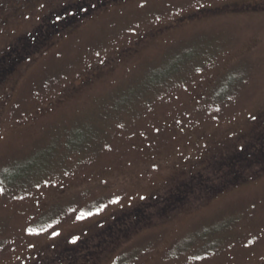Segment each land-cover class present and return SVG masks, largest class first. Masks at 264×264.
<instances>
[{
    "label": "rangeland",
    "instance_id": "1",
    "mask_svg": "<svg viewBox=\"0 0 264 264\" xmlns=\"http://www.w3.org/2000/svg\"><path fill=\"white\" fill-rule=\"evenodd\" d=\"M4 55L0 264H264V174L202 182L264 128V0H0Z\"/></svg>",
    "mask_w": 264,
    "mask_h": 264
},
{
    "label": "trees",
    "instance_id": "2",
    "mask_svg": "<svg viewBox=\"0 0 264 264\" xmlns=\"http://www.w3.org/2000/svg\"><path fill=\"white\" fill-rule=\"evenodd\" d=\"M6 57L7 55H4L2 58L5 59L0 58L1 65ZM10 67L7 66L6 70ZM261 122L262 119L259 123ZM255 130L248 135L246 141L227 150L224 148L220 156L210 159L205 165L204 171L207 173L204 174L205 179L202 182L204 186L207 185L205 189L210 198L230 187L256 179L264 174V128ZM194 187L193 183H189L182 189L194 190ZM68 257L73 258L71 254ZM70 262H72L70 259L66 261V263Z\"/></svg>",
    "mask_w": 264,
    "mask_h": 264
},
{
    "label": "flooded vegetation",
    "instance_id": "3",
    "mask_svg": "<svg viewBox=\"0 0 264 264\" xmlns=\"http://www.w3.org/2000/svg\"><path fill=\"white\" fill-rule=\"evenodd\" d=\"M241 8V7H240ZM238 8V9H234V11H236L238 14H240V13H243V11L241 10V9H243V8Z\"/></svg>",
    "mask_w": 264,
    "mask_h": 264
},
{
    "label": "water",
    "instance_id": "4",
    "mask_svg": "<svg viewBox=\"0 0 264 264\" xmlns=\"http://www.w3.org/2000/svg\"><path fill=\"white\" fill-rule=\"evenodd\" d=\"M0 201H1V190H0Z\"/></svg>",
    "mask_w": 264,
    "mask_h": 264
},
{
    "label": "snow or ice",
    "instance_id": "5",
    "mask_svg": "<svg viewBox=\"0 0 264 264\" xmlns=\"http://www.w3.org/2000/svg\"><path fill=\"white\" fill-rule=\"evenodd\" d=\"M85 11H86V9H85Z\"/></svg>",
    "mask_w": 264,
    "mask_h": 264
}]
</instances>
